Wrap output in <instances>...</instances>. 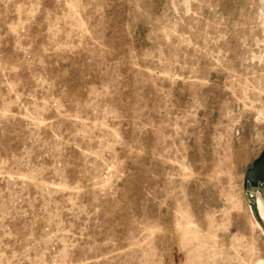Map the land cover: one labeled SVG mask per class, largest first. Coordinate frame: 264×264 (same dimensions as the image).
I'll return each mask as SVG.
<instances>
[{
    "label": "rangeland",
    "instance_id": "1",
    "mask_svg": "<svg viewBox=\"0 0 264 264\" xmlns=\"http://www.w3.org/2000/svg\"><path fill=\"white\" fill-rule=\"evenodd\" d=\"M258 95L264 0H0V264H264Z\"/></svg>",
    "mask_w": 264,
    "mask_h": 264
},
{
    "label": "water",
    "instance_id": "2",
    "mask_svg": "<svg viewBox=\"0 0 264 264\" xmlns=\"http://www.w3.org/2000/svg\"><path fill=\"white\" fill-rule=\"evenodd\" d=\"M245 181L254 188L264 185V151L246 172Z\"/></svg>",
    "mask_w": 264,
    "mask_h": 264
},
{
    "label": "crops",
    "instance_id": "3",
    "mask_svg": "<svg viewBox=\"0 0 264 264\" xmlns=\"http://www.w3.org/2000/svg\"><path fill=\"white\" fill-rule=\"evenodd\" d=\"M258 87H259V84H258ZM251 109H252V111H251L252 115H255L254 119L257 118V125H260L258 127V129L260 128V130H259L260 132L256 135L262 138V141L259 144L262 145V151L261 152H263L264 151V98L262 97V95H261V97H259V95L257 96V105L256 106H255V99L253 98ZM261 154L262 153H260V155ZM258 158H259V156L254 158V160H257ZM258 195H259L258 197L262 199L259 192H258ZM260 208L263 209L264 207L260 206Z\"/></svg>",
    "mask_w": 264,
    "mask_h": 264
}]
</instances>
